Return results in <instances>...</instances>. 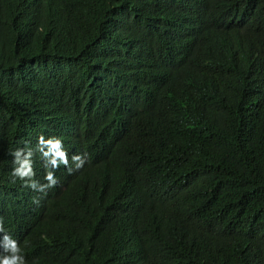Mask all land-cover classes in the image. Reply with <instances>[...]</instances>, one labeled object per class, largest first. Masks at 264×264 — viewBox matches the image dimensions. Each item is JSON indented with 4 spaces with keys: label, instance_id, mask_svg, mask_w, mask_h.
Here are the masks:
<instances>
[{
    "label": "trees",
    "instance_id": "1",
    "mask_svg": "<svg viewBox=\"0 0 264 264\" xmlns=\"http://www.w3.org/2000/svg\"><path fill=\"white\" fill-rule=\"evenodd\" d=\"M38 133L87 163L36 196ZM0 186L26 264H264V0H0Z\"/></svg>",
    "mask_w": 264,
    "mask_h": 264
},
{
    "label": "clouds",
    "instance_id": "2",
    "mask_svg": "<svg viewBox=\"0 0 264 264\" xmlns=\"http://www.w3.org/2000/svg\"><path fill=\"white\" fill-rule=\"evenodd\" d=\"M7 178L39 196L59 186L61 176L75 175L87 163L86 156L73 151L63 137L38 133L12 145L7 152ZM1 191V186H0ZM19 238L0 220V264H26L18 254Z\"/></svg>",
    "mask_w": 264,
    "mask_h": 264
}]
</instances>
